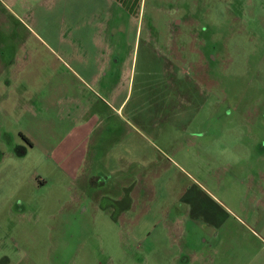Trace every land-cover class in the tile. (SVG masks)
<instances>
[{"label":"rangeland","instance_id":"obj_1","mask_svg":"<svg viewBox=\"0 0 264 264\" xmlns=\"http://www.w3.org/2000/svg\"><path fill=\"white\" fill-rule=\"evenodd\" d=\"M2 257L264 264V0H0Z\"/></svg>","mask_w":264,"mask_h":264},{"label":"crops","instance_id":"obj_2","mask_svg":"<svg viewBox=\"0 0 264 264\" xmlns=\"http://www.w3.org/2000/svg\"><path fill=\"white\" fill-rule=\"evenodd\" d=\"M108 59H109V56L107 55L105 60L108 61ZM113 70H114V68H112V66L109 64V62H107L106 65L102 68V71H103L102 77L101 78L95 77L93 79V81L97 82L101 87H102V85H104V88H105L107 81L105 79H103V76L104 75H111V77H112L114 75V71ZM122 73L123 72H120L119 77H122V75L124 76V74H122ZM120 80L121 79L119 78V82H120ZM120 94H121V90H119V88H115V90H113V93L111 94V98H112V102L111 103H113L114 106L112 104H110V106H111L112 109H116L117 113H120V108L122 106V102H121L118 105V108H115V104L118 103V98H119ZM101 124H102V122H101ZM111 171H113V170H111ZM111 171H109V172H111ZM89 185H90V187H92L90 183H89ZM126 200H128V199L126 198ZM124 201H125V199H123L122 197H119L117 202H115V203L114 202L113 203L110 202L108 205H111V206L112 205H117V206L120 207L122 205L121 203L124 202ZM193 207L197 211V213L206 212V208L201 206V204H198V202L195 205H193ZM190 214H191V212H190ZM181 223L182 222H177L175 227H173L172 229H169L168 235L173 237V236H176V235L178 236L179 233H182L183 229H184V226H181ZM180 242H181V240H180ZM6 263H9V260L6 257L0 258V264H6Z\"/></svg>","mask_w":264,"mask_h":264},{"label":"flooded vegetation","instance_id":"obj_3","mask_svg":"<svg viewBox=\"0 0 264 264\" xmlns=\"http://www.w3.org/2000/svg\"><path fill=\"white\" fill-rule=\"evenodd\" d=\"M4 69H5V68H4ZM20 151L26 152V151L24 150V148H22V147L20 148Z\"/></svg>","mask_w":264,"mask_h":264}]
</instances>
